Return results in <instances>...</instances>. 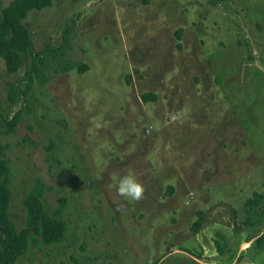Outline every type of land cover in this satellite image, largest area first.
Instances as JSON below:
<instances>
[{
    "label": "rangeland",
    "instance_id": "rangeland-1",
    "mask_svg": "<svg viewBox=\"0 0 264 264\" xmlns=\"http://www.w3.org/2000/svg\"><path fill=\"white\" fill-rule=\"evenodd\" d=\"M52 1L25 21L35 49L60 47L71 26L67 58L89 70L52 74L11 103L24 68L10 74L0 59V114L21 113L0 142L11 220L25 226L40 180L50 213L67 200L69 231L16 264H264L252 246L264 219L251 227L244 211L264 193V0ZM123 175L144 184L142 200L117 194Z\"/></svg>",
    "mask_w": 264,
    "mask_h": 264
},
{
    "label": "trees",
    "instance_id": "trees-1",
    "mask_svg": "<svg viewBox=\"0 0 264 264\" xmlns=\"http://www.w3.org/2000/svg\"><path fill=\"white\" fill-rule=\"evenodd\" d=\"M52 6V0H12L0 11V59L4 61L6 70L10 74H16L24 68L22 82L8 85L11 103L19 99L26 101L32 92L33 85L38 83L40 86H45L51 81L52 74H67L75 69L79 73L89 70V66L84 62L67 58L72 47L71 26L66 28L60 47L48 45L41 50L35 49L32 34L25 21L32 11H43ZM175 37L176 48L181 51V29L175 32ZM156 99L157 96L152 93L142 95V101L145 103L154 102ZM20 121V112L15 113L12 118L0 114V134L5 136L14 134ZM8 150L9 146L0 142V263L16 264L27 256L31 246H53L63 243L69 227L65 219L67 200L61 199L59 206L50 213L43 201L45 193L50 189L40 180L35 182V186L24 200L25 226L19 229L11 220L9 212L13 198L11 180L14 172L7 159ZM263 205L264 193L255 192L252 198L246 201L244 211L247 215V225L255 227L263 224L264 212L262 219L260 215L257 220L254 218L260 213ZM197 216L198 219L191 227V232L196 234L200 232L203 225V212H198ZM252 246L264 251V230ZM73 260L74 264H80ZM158 263L154 261L145 264ZM61 264L67 263L61 262ZM87 264H95V262Z\"/></svg>",
    "mask_w": 264,
    "mask_h": 264
},
{
    "label": "clouds",
    "instance_id": "clouds-1",
    "mask_svg": "<svg viewBox=\"0 0 264 264\" xmlns=\"http://www.w3.org/2000/svg\"><path fill=\"white\" fill-rule=\"evenodd\" d=\"M117 194L126 200L140 201L144 198L145 186L134 175H123L119 179Z\"/></svg>",
    "mask_w": 264,
    "mask_h": 264
},
{
    "label": "crops",
    "instance_id": "crops-1",
    "mask_svg": "<svg viewBox=\"0 0 264 264\" xmlns=\"http://www.w3.org/2000/svg\"><path fill=\"white\" fill-rule=\"evenodd\" d=\"M246 244L248 245L247 247L249 248V247H250V246H249V245H250L249 243H244L243 248H247V247H246Z\"/></svg>",
    "mask_w": 264,
    "mask_h": 264
}]
</instances>
